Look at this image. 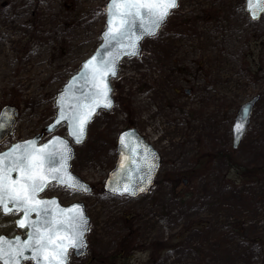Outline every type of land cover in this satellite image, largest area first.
<instances>
[{
    "label": "rangeland",
    "instance_id": "rangeland-1",
    "mask_svg": "<svg viewBox=\"0 0 264 264\" xmlns=\"http://www.w3.org/2000/svg\"><path fill=\"white\" fill-rule=\"evenodd\" d=\"M106 1L0 0V109L17 110L0 148L51 120L55 93L100 41ZM178 4L122 64L112 110L75 147L72 169L93 191L61 198L82 201L90 220L87 253L68 264H264V12L251 20L244 0ZM256 94L233 149L236 110ZM125 127L161 156L155 184L133 199L102 191ZM11 228L0 216V234Z\"/></svg>",
    "mask_w": 264,
    "mask_h": 264
},
{
    "label": "snow or ice",
    "instance_id": "snow-or-ice-1",
    "mask_svg": "<svg viewBox=\"0 0 264 264\" xmlns=\"http://www.w3.org/2000/svg\"><path fill=\"white\" fill-rule=\"evenodd\" d=\"M178 6V0H111L106 8L108 30L104 34L105 41L109 45L114 41L126 54L135 55L137 42L143 36L156 35L171 11ZM248 8L256 19L257 11H264V0H248ZM137 22L142 30L139 35L134 32ZM96 60L93 57L83 65L86 71L82 79L91 85L89 94L85 96L90 103L77 105L68 115L61 110L56 121L67 120L70 123V135L77 143L82 142L85 126L95 108L101 103L105 108L111 107L106 77L116 74V60L102 59L99 64ZM236 130H241L239 125ZM121 143H124L123 137ZM70 157L71 150L59 137L39 147L35 140L27 141L14 145L9 152L0 153V210L5 215L13 211L21 212L22 219L16 223L27 230V239L23 241L19 237L14 242L0 237V264H20L22 258L35 264H66L69 248L86 247L84 234L88 230V221L80 206L74 205L71 209H58L57 206L54 210L55 200L39 198L52 182L73 190L87 191L86 186L80 185L67 172ZM151 167L155 165H149ZM112 191L121 189L113 188ZM122 193L135 195V190L124 186ZM33 213L35 220L31 219ZM25 251H30L32 255L25 256Z\"/></svg>",
    "mask_w": 264,
    "mask_h": 264
},
{
    "label": "water",
    "instance_id": "water-1",
    "mask_svg": "<svg viewBox=\"0 0 264 264\" xmlns=\"http://www.w3.org/2000/svg\"><path fill=\"white\" fill-rule=\"evenodd\" d=\"M110 3H111V0H107L104 5V28L99 33V39H100L99 43L96 45L94 50L84 60H82L79 63V67L77 68V70L73 74L67 77L66 81L63 83L60 90L55 93V98L53 100V105L55 108L53 118L46 125L43 126L42 131L40 133H36L32 137H29L26 139L17 140L11 143L9 147H7L6 149L0 151V153L9 152L14 145L22 144L24 142L31 141V140H35L37 142V146L39 147V146H43L44 144H47L50 141H52L54 137L61 138V140L67 143L68 148L71 150V157L67 161V164H68L67 172L70 173V175L74 177L76 180H78L80 185L86 186L87 191L76 190V191H81L83 193L89 192L91 190V187L89 186L88 183H86L84 180H82L79 176H77L70 170L71 160L73 159L74 153H75L74 147L81 145L84 142L87 136L88 126L90 122L92 121L93 117L99 111L109 112L111 108L113 107L114 101L111 95L112 87H111L110 81L116 76V74L114 76L109 74L106 77V83L108 85V88L110 89L108 96L111 101V107L105 108L103 107V103H101L99 107L95 108L91 116V119L85 126L84 135L81 138L82 142L77 143L75 141V138L72 135H70L71 126L67 120H61L60 123H56V121L59 119L60 112L61 110H63L65 114L68 115L70 114L72 109L77 107V105L90 103L89 100L85 99V96L89 94L91 85L87 84L85 80L82 79V76L84 72L86 71L83 65L86 62L91 60L93 57L97 58L96 60L97 64H99V62L102 59L108 60L111 58H115L116 63L114 67H115V73H117L118 64L120 60H122L123 58H133V57L139 58L141 54V50H142V47H141L142 41L145 38L153 37V36H143L137 42V51L135 55L126 54L125 50L121 49L114 41L111 43V45L107 44L104 38V34L108 30V23H107L108 17L106 15V8ZM244 8H245V11L248 13V16L251 20L258 19L260 15L264 12V11H257V18L253 19L252 12H250L248 8V0H244ZM159 29L156 31V34L159 31ZM141 31L142 30L139 26V22H137V25L134 28V32L137 35H139ZM128 51H131V49H128ZM117 53L119 54L117 55ZM258 100H259V95L256 94L252 96L250 99L240 104V106L238 107L236 114L234 116V119H233V123L230 128L231 138H232V148L235 149L239 145L246 131V128L250 122V116H251L253 107L257 103ZM16 115H17V111L13 106L4 105L1 107L0 125H3V127H0V142L13 132ZM237 125H239L241 129L239 132L236 130ZM61 126H64V129H65L64 136L54 134V135H51L48 139L39 143L42 133H45V134L54 133ZM122 137L124 139V143H121ZM115 152H116V157H115L114 165L108 171L104 179L102 190L109 195L117 196L120 198L126 197V198L133 199L140 195L146 194L150 190V188L154 185L155 178L159 170L161 158H160L158 151L154 149L149 143H147L143 139V137L136 131L135 128L128 127V128L121 130L117 134L116 139H115ZM122 164H123V167H121ZM152 164H154L155 167L149 168V165H152ZM13 176L15 177L16 174L13 173ZM59 185H62V184H59ZM124 186H128L130 189L135 190V195H131L129 193H122V189ZM113 188H119L121 189V191L114 192L112 191ZM141 188L144 190L141 191L140 190ZM39 198L46 199V200H55L56 205L52 206L54 210H57V206H58V209H71L74 205H79L84 216L87 218L88 228H89V216L86 214L85 205L82 201H75V202L64 205V204L59 203L56 197H50V198L39 197ZM13 212L20 214L19 217L15 219L16 228H20L16 222L22 219L23 214L21 212H16V211H13ZM1 213L5 215L2 210H1ZM31 219L35 220L36 215L34 218H31ZM21 229H24V228H21ZM87 231L84 234V242L86 244V247H83L80 249L69 248L67 252L66 264L68 263L70 252L74 255L75 258H81L82 256L86 254L88 243L86 241L85 236H86ZM0 237L5 238L6 241H13V242L16 240L17 237H19L20 240L23 241L27 239V230H26V236L24 237H21L18 235L8 237L4 234H0ZM24 255L27 257H30L32 253L30 251H25ZM26 261H31L32 264H35L34 261L30 259L26 260L23 258L21 259L20 264H23Z\"/></svg>",
    "mask_w": 264,
    "mask_h": 264
},
{
    "label": "flooded vegetation",
    "instance_id": "flooded-vegetation-1",
    "mask_svg": "<svg viewBox=\"0 0 264 264\" xmlns=\"http://www.w3.org/2000/svg\"><path fill=\"white\" fill-rule=\"evenodd\" d=\"M185 92L188 94V90H185ZM39 132H41V130L40 131H38V133ZM57 134L58 135H64V134H61V133H59L58 131H57ZM51 135L50 134H45V133H42V136H41V138H40V140H39V142H42V141H44V140H46L47 138H49ZM3 142V141H2ZM1 142V143H2ZM9 145V144H8ZM7 145V146H8ZM6 146V147H7ZM5 147V148H6ZM5 148H0V150H3V149H5ZM71 169H72V166H71ZM72 171L74 172V170L72 169ZM74 173H76V172H74ZM92 187V186H91ZM66 193H72V194H82L81 192H78V191H75V190H72V189H70V188H67V187H65V186H62V185H59V184H57V183H54V182H52V184L44 191V192H42V193H40V195L39 196H41V197H44V198H50V197H56L58 200H59V202L60 203H62V204H65L62 200H61V198H62V196L63 195H65ZM61 197H60V196ZM0 216H2V217H11V219H12V228L10 229V230H7V231H5L4 233H2V234H5V235H7V236H13V235H19V236H22V237H24L25 235H26V229H20V228H16V225H15V218L18 216L16 213H10L9 215H2L1 214V211H0ZM35 217V214H32V216H31V218H34Z\"/></svg>",
    "mask_w": 264,
    "mask_h": 264
},
{
    "label": "trees",
    "instance_id": "trees-1",
    "mask_svg": "<svg viewBox=\"0 0 264 264\" xmlns=\"http://www.w3.org/2000/svg\"><path fill=\"white\" fill-rule=\"evenodd\" d=\"M114 258H120L119 253L117 252L116 256H113ZM112 257V258H113Z\"/></svg>",
    "mask_w": 264,
    "mask_h": 264
}]
</instances>
